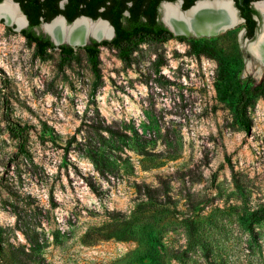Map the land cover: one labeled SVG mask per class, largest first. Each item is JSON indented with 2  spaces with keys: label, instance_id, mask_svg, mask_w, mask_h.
Wrapping results in <instances>:
<instances>
[{
  "label": "rangeland",
  "instance_id": "obj_1",
  "mask_svg": "<svg viewBox=\"0 0 264 264\" xmlns=\"http://www.w3.org/2000/svg\"><path fill=\"white\" fill-rule=\"evenodd\" d=\"M242 31L199 38L217 52L148 41L124 61L103 47L95 71L82 49L42 60L0 18V264H141L150 245L160 264H264V222L246 230L237 212L264 206V96L248 133L215 88L218 53L259 84ZM8 120L27 127L18 155ZM148 188L165 195L154 213ZM190 217L213 218L208 250L190 245Z\"/></svg>",
  "mask_w": 264,
  "mask_h": 264
},
{
  "label": "trees",
  "instance_id": "obj_2",
  "mask_svg": "<svg viewBox=\"0 0 264 264\" xmlns=\"http://www.w3.org/2000/svg\"><path fill=\"white\" fill-rule=\"evenodd\" d=\"M2 1L0 0V3ZM62 1H65L64 7H61ZM162 1L164 0H15L29 20V27L23 29L21 34L27 39L29 45L35 47L36 56L42 60L51 58L50 51L54 50H59L64 64L75 58L76 51L73 47L66 44L56 46L49 35L37 31L43 23H49L59 15H63L69 23L81 16L94 20L102 18L109 21L114 27L115 37L112 41L100 43L93 40L91 44L81 48L87 53L95 71H98L103 47L116 50L124 61H129L139 46L148 41L164 43L171 39H177L189 41L196 52L205 50L217 52L214 41L209 39L201 41L174 35L160 20L159 7ZM252 1L254 0H236L241 16L246 19L248 25L251 24L252 27H255L257 22L252 20V16L259 14L250 7ZM126 12H128L127 15H125ZM252 30H250V36H252ZM218 54V72L215 79L217 96L220 101L230 102V109L238 123L246 132L251 133L253 125L248 116V108L255 99L264 96V80L256 85L243 80L240 77V70L232 67L229 57L222 53ZM240 60L242 61V58ZM8 129L11 136L18 142L19 152L17 155L24 152L27 127L8 120ZM103 131L120 139V133L111 128H106ZM90 158L96 166L102 164L104 162L102 147L91 151ZM145 196L148 197V202L143 204L146 210H150L152 213L159 208L161 210L163 206L161 198L165 195H156L148 188ZM238 208L237 212L242 211L239 215L240 224L246 230L252 231L256 225L264 222V206L246 210ZM212 222L213 218H209L207 221H197L192 217L186 219L185 227L188 240L194 249L208 250L210 243L205 238L204 231L208 225H212ZM3 254V237L0 229V258ZM174 258L176 257L174 256ZM147 259L151 260L150 263L145 262ZM140 263H161V256L159 257L156 246H149L145 255L141 257Z\"/></svg>",
  "mask_w": 264,
  "mask_h": 264
},
{
  "label": "bare ground",
  "instance_id": "obj_3",
  "mask_svg": "<svg viewBox=\"0 0 264 264\" xmlns=\"http://www.w3.org/2000/svg\"><path fill=\"white\" fill-rule=\"evenodd\" d=\"M259 8L264 14V4H260ZM164 14L167 23L177 30H183L182 25H184L191 26L195 30L215 31L224 25H233L237 22L235 12L229 1L199 3L192 11L183 15L179 12L177 6L166 5ZM0 18H5L7 24L10 25L17 24L19 27L24 25L23 17L17 7L10 2L0 5ZM45 29L57 40L78 41L87 34L96 37H111V30L105 23L97 22L95 24L85 19L79 20L73 27L68 29L61 20H56L54 23L47 25ZM251 51L257 63H251L250 67L256 70L260 76L264 70V35L258 43L251 46Z\"/></svg>",
  "mask_w": 264,
  "mask_h": 264
},
{
  "label": "water",
  "instance_id": "obj_4",
  "mask_svg": "<svg viewBox=\"0 0 264 264\" xmlns=\"http://www.w3.org/2000/svg\"><path fill=\"white\" fill-rule=\"evenodd\" d=\"M221 1H229L231 3V6L235 12V16H236V21L235 24H229V25H224L222 26L221 28L217 29V30H213V31H210V30H195L193 27L191 26H184L182 25V29L183 30H177L176 28H173L171 27L167 21L165 20V14H164V17L162 19V22L165 24V26L171 31L173 32L174 35L176 36H186L187 38H192V39H199V38H203V37H214V36H218L226 31H228L229 29H231L232 27H235L236 25L240 24L243 22V19L240 18L239 16V11L238 9L235 7V3L233 2V0H212V2H209V3H217V2H221ZM5 2H10V3H13L15 4V6L17 7L19 13L21 14V16L23 17V21H24V25L23 26H18L17 24H8L10 26H13L15 25L16 26V29L18 31H22L23 29L25 28H28L29 27V20L27 18V16L24 14V12L22 11L19 3L15 2V0H4L2 3H0V5L4 4ZM171 3H164L163 4V11L165 9V6L166 5H170ZM198 5V4H197ZM197 5L191 7L190 9L188 10H185V11H182V10H179V12L183 15V14H187L189 13L190 11H192L195 7H197ZM263 14V12H262ZM264 16V14H263ZM5 19V18H4ZM82 19H85L91 23H97V22H102V23H105L107 26H109L110 30H111V37H96L94 35H85V37H82L81 40H78V41H75V40H69V39H62V40H57L55 39L52 34H50L49 32L46 31L45 27L47 25H50L52 23H54L56 20H61L63 22V24L65 25L66 29L68 28H71L75 25V23H77L79 20H82ZM6 21V19H5ZM7 23V21H6ZM188 25V24H187ZM38 32L42 31L43 33L47 34L50 36L51 40L53 41V43L56 45V46H61V45H69L71 47L74 48V50L77 52L79 49L81 48H84L86 47L87 45L91 44V42L93 40L97 41V42H103V41H112L115 37V29L114 27L110 24L109 21L105 20V19H102V18H98L97 20H94L92 18H89V17H86V16H81L79 18H77L76 20H74L72 23H69L67 21V19L63 16V15H59L57 16L56 18H54L51 22L49 23H43L41 25V27L39 29H37ZM264 34V26H263V29H262V34L259 36L258 38V41L259 39L261 38V36H263ZM250 46V45H249ZM249 46L247 47L246 46V50L250 53L251 55V58L248 59L246 61L247 63V68L250 67L251 63L253 62L254 63V58L252 56V53L250 51ZM254 74H256L257 76V79L259 80V83L262 82V80L264 79V70L263 72H261L260 76L258 75V72L256 70H253Z\"/></svg>",
  "mask_w": 264,
  "mask_h": 264
},
{
  "label": "flooded vegetation",
  "instance_id": "obj_5",
  "mask_svg": "<svg viewBox=\"0 0 264 264\" xmlns=\"http://www.w3.org/2000/svg\"><path fill=\"white\" fill-rule=\"evenodd\" d=\"M203 2H212V0H174V1H172V0H164V1L161 2L160 7H159L160 20L162 22V19L164 17V11H163V4L164 3H171L170 5L177 6L178 10L185 11V10H188L191 7H193V6H195V5L199 4V3H203ZM233 2L235 3L234 4L235 7L238 9L236 0H233ZM64 4H65V1H62L61 7H64ZM260 4H264V0H254V1L250 2V7L253 8L255 11H257L258 14H259V15H253L252 16V20L257 22L255 27H252L251 24L248 25V23L246 22V19L241 16V12L238 9L239 16H240L241 19H243V22H242L243 23L242 39H244L245 46L248 47L250 45L249 48H248V49H250V51H251V46L256 44V43H258L260 41L261 38L259 39V41H258V38L262 34V29H263V26H264V16L262 14L261 9L259 8ZM127 14H128V12L125 13V15H127ZM95 24H97V23H95ZM251 29H253L252 30L253 31L252 32V36H250V30ZM40 32H38V33H40ZM171 40H173V39H171ZM251 53H252V51H251ZM249 55H250V53H249ZM252 56L255 59V56L253 54H252Z\"/></svg>",
  "mask_w": 264,
  "mask_h": 264
}]
</instances>
